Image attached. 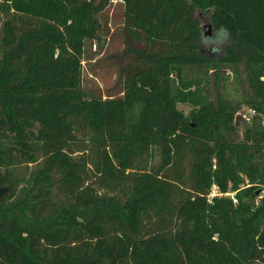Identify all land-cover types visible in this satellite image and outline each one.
I'll return each mask as SVG.
<instances>
[{
    "label": "trees",
    "instance_id": "16d2710c",
    "mask_svg": "<svg viewBox=\"0 0 264 264\" xmlns=\"http://www.w3.org/2000/svg\"><path fill=\"white\" fill-rule=\"evenodd\" d=\"M116 2L124 63L145 67L105 97L84 65ZM0 186V264H264V0H0Z\"/></svg>",
    "mask_w": 264,
    "mask_h": 264
},
{
    "label": "rangeland",
    "instance_id": "374dc122",
    "mask_svg": "<svg viewBox=\"0 0 264 264\" xmlns=\"http://www.w3.org/2000/svg\"><path fill=\"white\" fill-rule=\"evenodd\" d=\"M108 19L110 22V26L113 30V34L111 35L109 41L104 45L102 49L97 43H89L87 45L88 54L93 60L91 64L89 61L85 62V67L89 69V65L94 67L93 73H88L86 70L84 71V85L89 91H101L102 94L106 97L108 94H112L114 96L119 95L120 91V77L119 73L122 70V64H125V69L127 71V83L135 84L132 80V76L135 73L136 69H140L145 67V65L136 63L132 59H128L124 63L123 58V44L120 39V35H118V31L123 28V20L121 17V11L119 8V4L116 2L110 8L108 13ZM202 23L203 28V48L204 54L208 58H217L219 50L222 48V42L219 41L217 32L213 30L204 29L207 25H212L209 19L206 16H199ZM131 35L135 38V40L144 43L147 48L155 47L156 50H163L164 43H153L147 37V35L140 34L136 31L135 27H131L129 29ZM219 51V52H218ZM226 91L229 99H232L236 102L242 100L243 96L246 94V88L239 83V81L235 78L234 74H232L231 70H228L226 73ZM137 87H140L139 85ZM126 89L125 96H132L134 93L131 91H127ZM123 95V94H122ZM213 97L217 98V93L215 89L213 90ZM179 108L184 111V113L188 116L193 112V108L187 105H179ZM238 114L243 115L245 121L240 128L241 130L246 129L251 124V120L253 119V112L247 107H242V110L238 112ZM237 114V115H238ZM236 115V116H237ZM235 116V118H236ZM235 121V119H234ZM250 121V123H249ZM158 157L156 158L154 164L158 162Z\"/></svg>",
    "mask_w": 264,
    "mask_h": 264
},
{
    "label": "water",
    "instance_id": "95a60500",
    "mask_svg": "<svg viewBox=\"0 0 264 264\" xmlns=\"http://www.w3.org/2000/svg\"><path fill=\"white\" fill-rule=\"evenodd\" d=\"M204 29H205V30L208 29V30L211 31V30H213V27H212V25H207V26L204 27ZM244 121H245V119H244L243 115L238 114V115L236 116V118H235V126H236L237 128L240 129V128L242 127ZM249 123H250V121H249ZM9 192H10V187H9V186H5V187H1V186H0V202L2 201V199H3V198H4ZM261 193H262V190L260 189V190L257 191L256 195L259 196V195H261Z\"/></svg>",
    "mask_w": 264,
    "mask_h": 264
},
{
    "label": "built area",
    "instance_id": "2783aa9c",
    "mask_svg": "<svg viewBox=\"0 0 264 264\" xmlns=\"http://www.w3.org/2000/svg\"><path fill=\"white\" fill-rule=\"evenodd\" d=\"M218 197H219V198H221V197H224V198H230V199L233 200V202H234L235 204L238 203V200H237V198H236V192L229 191V192H227V193H223L222 191H220V189H219L218 187L214 186V187L211 189V191H210V193H209V195H208V197H207V200H208V202H209L210 204H212L213 201H214V199H215V198H218Z\"/></svg>",
    "mask_w": 264,
    "mask_h": 264
}]
</instances>
